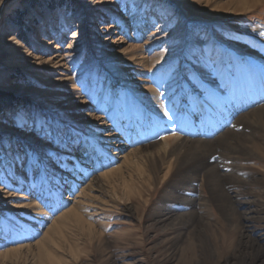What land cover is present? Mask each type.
<instances>
[{
    "label": "rangeland",
    "instance_id": "374dc122",
    "mask_svg": "<svg viewBox=\"0 0 264 264\" xmlns=\"http://www.w3.org/2000/svg\"><path fill=\"white\" fill-rule=\"evenodd\" d=\"M237 6L238 0H0V92L10 93L0 96V264H17L5 252L27 246L19 264H50L37 245L61 264H246L235 247L218 258L211 235L197 232L175 245L178 230L162 232L153 213L170 182L146 205L125 184L140 185L141 146L152 150L180 136L176 124L167 136L155 130L175 121L183 102L189 107L219 94L215 84L232 81L219 106L206 105L204 114L236 119L263 104L256 95L263 87L257 78L264 4ZM240 93L243 101L231 100ZM161 105L169 119L154 115ZM203 120L199 139L209 126L211 139L235 122L218 129ZM223 152L217 149L215 164ZM157 161L144 164L161 177L164 159ZM118 166L123 176L103 177ZM198 192L194 197L205 194ZM68 209L97 229L92 241L85 226L64 215ZM215 216L208 219L221 222ZM247 224L252 236L264 238V218ZM238 239L236 233L231 241Z\"/></svg>",
    "mask_w": 264,
    "mask_h": 264
},
{
    "label": "bare ground",
    "instance_id": "6f19581e",
    "mask_svg": "<svg viewBox=\"0 0 264 264\" xmlns=\"http://www.w3.org/2000/svg\"><path fill=\"white\" fill-rule=\"evenodd\" d=\"M262 4H264V0H238L237 8L240 10L247 8V11H250L254 6L256 8ZM255 59L258 58L256 57ZM259 64L264 66L262 61ZM257 79L261 80L263 87L258 90L256 101H264V68L263 71L260 70L258 72ZM237 80L242 82L243 77H237ZM229 82L215 84L212 89L220 93L213 95V97L210 95L197 97L196 102L193 105L190 104V106L192 105L191 108H187L186 104H184L185 109L178 106L175 115L176 118L178 117L177 120L175 118V121L170 120V124L168 123L167 126H159L155 132H163L167 136V133L171 131L172 126L175 124L176 126L173 128L179 127L177 129H184L185 132L182 134L178 130L181 137L177 136V134L165 136L166 138L162 140V143L156 144L152 150L145 151L143 149L145 146H141L143 148L139 154L143 157L142 163H135L139 167L140 176L137 179L140 185L136 184L133 187L128 182L125 184L129 187L130 196H138L146 205L150 202L154 193L157 192L160 184L170 182L171 188L167 192L165 191L166 193L161 200V207L155 213H152L156 217L155 221H157L158 227L162 232L167 233L172 230H178L177 235L173 239L176 240L175 245H182L191 235L199 232L204 237L211 235L215 238V245L212 244L214 245L212 248L214 253L218 255V258L221 257L220 255L228 247H235V250L240 253L239 256H242L243 263L264 264V238L252 236L247 224L251 219L264 218V216H261L264 213V179H262L264 177V168L258 167V164L264 166V102L260 106H252V109L246 110V112L240 114L236 119V114H227V118V115L220 117V114L218 115L217 112L215 116L207 115L209 112L205 113V115L203 112L206 109V105L219 106L217 98L221 99L222 96L220 94L226 92V89H231L230 85H233V82ZM154 91L151 92V96L157 99L158 91ZM241 93L238 94V97L231 100L238 99L239 101H243V94ZM158 96L160 95L158 94ZM155 112L156 114L154 115L160 116V118H170L162 105ZM203 119L209 120V125L215 126L218 129H221L226 121L230 122L231 120L232 122L235 120V122L211 139L209 137L199 139L196 136L197 124H203ZM188 121L191 123L190 129L187 128ZM241 125H244V128ZM235 128L238 129L236 130ZM209 129H211L210 126L207 128V132ZM189 130H192L195 136H192ZM217 149L224 151L221 153L223 161L215 164L213 160L216 157ZM166 158H169V163H165ZM161 159H164V163H162ZM125 160L127 164L130 163L127 157ZM153 160L155 162L160 160L163 164V174L160 175L161 177H156V175L154 176L146 172L147 169L144 162L147 163ZM257 172H259V175ZM114 174H122L123 176L120 166L104 172L103 177H112ZM130 179L132 180L133 177L130 176ZM125 190L124 192H126ZM199 190H202L206 195L200 192L201 195L194 197V194H197ZM65 212L64 215L70 217L69 219L72 220L74 218L76 223L79 222V226L80 224L85 226L87 230L84 231V235L87 236L88 240L92 241L98 234L93 224L78 215L75 210L68 209ZM212 212L216 215L215 217H218L220 214L221 222L218 219L214 223L215 220L211 221L208 219L209 217H213ZM218 224L219 226H217ZM186 226H190V232L184 229ZM80 228L82 229V227ZM236 233H239V239L238 241L233 240V243L231 238ZM209 238L212 239L211 237ZM37 246L38 248L35 250L43 253V256L47 257L50 264H61L47 251L48 249L45 250L40 245ZM28 247L30 246L13 248L5 253L14 257V260L18 261L17 264H19V259H23V256L19 252L21 249ZM75 249L71 250V254L74 257L78 254ZM242 249L247 250L246 254L243 253ZM210 258L211 256L208 257V259ZM219 261L218 259L216 264Z\"/></svg>",
    "mask_w": 264,
    "mask_h": 264
},
{
    "label": "trees",
    "instance_id": "16d2710c",
    "mask_svg": "<svg viewBox=\"0 0 264 264\" xmlns=\"http://www.w3.org/2000/svg\"><path fill=\"white\" fill-rule=\"evenodd\" d=\"M2 94L10 96V93H2V92H0V96H2Z\"/></svg>",
    "mask_w": 264,
    "mask_h": 264
}]
</instances>
